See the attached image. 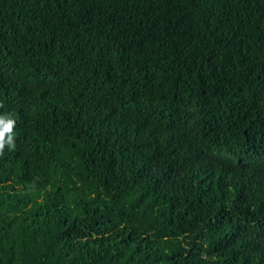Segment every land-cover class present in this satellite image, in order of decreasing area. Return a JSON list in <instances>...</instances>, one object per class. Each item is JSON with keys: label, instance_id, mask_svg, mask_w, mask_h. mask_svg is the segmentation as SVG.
<instances>
[{"label": "trees", "instance_id": "16d2710c", "mask_svg": "<svg viewBox=\"0 0 264 264\" xmlns=\"http://www.w3.org/2000/svg\"><path fill=\"white\" fill-rule=\"evenodd\" d=\"M0 264H264V0H0Z\"/></svg>", "mask_w": 264, "mask_h": 264}, {"label": "clouds", "instance_id": "9594fccd", "mask_svg": "<svg viewBox=\"0 0 264 264\" xmlns=\"http://www.w3.org/2000/svg\"><path fill=\"white\" fill-rule=\"evenodd\" d=\"M15 119L11 114H0V154L7 145L10 150L15 149Z\"/></svg>", "mask_w": 264, "mask_h": 264}]
</instances>
